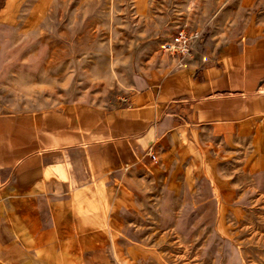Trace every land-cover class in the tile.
<instances>
[{
	"label": "rangeland",
	"instance_id": "rangeland-1",
	"mask_svg": "<svg viewBox=\"0 0 264 264\" xmlns=\"http://www.w3.org/2000/svg\"><path fill=\"white\" fill-rule=\"evenodd\" d=\"M244 2L0 0V114L117 108L135 73L176 62L160 47L180 27L198 33L189 62L257 39L264 4ZM157 151L101 211L91 193L21 214L24 253L36 264H264V120L184 128Z\"/></svg>",
	"mask_w": 264,
	"mask_h": 264
},
{
	"label": "crops",
	"instance_id": "crops-1",
	"mask_svg": "<svg viewBox=\"0 0 264 264\" xmlns=\"http://www.w3.org/2000/svg\"><path fill=\"white\" fill-rule=\"evenodd\" d=\"M3 17L0 30L7 27ZM260 20L254 24L260 32L248 33L257 39L239 42L213 62L143 67L117 108L77 100L35 114H0V264H36L18 240L21 214L66 199L76 208L77 196L91 193L103 207L116 182L150 165L148 152L162 149L175 131L264 120V16ZM253 21L250 14L246 31L254 30Z\"/></svg>",
	"mask_w": 264,
	"mask_h": 264
},
{
	"label": "built area",
	"instance_id": "built-area-1",
	"mask_svg": "<svg viewBox=\"0 0 264 264\" xmlns=\"http://www.w3.org/2000/svg\"><path fill=\"white\" fill-rule=\"evenodd\" d=\"M192 32L188 31L186 27H180L162 41L161 52L175 60V65L178 68H184L189 64L198 34L197 32ZM148 154L153 161H157L158 153L154 149L150 150Z\"/></svg>",
	"mask_w": 264,
	"mask_h": 264
},
{
	"label": "bare ground",
	"instance_id": "bare-ground-1",
	"mask_svg": "<svg viewBox=\"0 0 264 264\" xmlns=\"http://www.w3.org/2000/svg\"><path fill=\"white\" fill-rule=\"evenodd\" d=\"M77 199H80V200L84 199V195L77 196ZM90 207L92 209H97L98 211L102 210V206H101L99 199L96 195L93 197L92 202L90 204Z\"/></svg>",
	"mask_w": 264,
	"mask_h": 264
}]
</instances>
